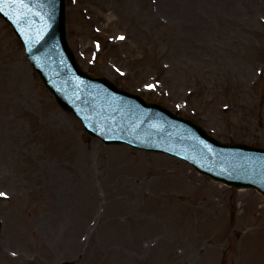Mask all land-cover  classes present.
I'll return each mask as SVG.
<instances>
[{
    "label": "rangeland",
    "instance_id": "rangeland-1",
    "mask_svg": "<svg viewBox=\"0 0 264 264\" xmlns=\"http://www.w3.org/2000/svg\"><path fill=\"white\" fill-rule=\"evenodd\" d=\"M66 1L84 69L264 147V0ZM0 192V264H264L261 193L89 135L1 15Z\"/></svg>",
    "mask_w": 264,
    "mask_h": 264
},
{
    "label": "water",
    "instance_id": "water-1",
    "mask_svg": "<svg viewBox=\"0 0 264 264\" xmlns=\"http://www.w3.org/2000/svg\"><path fill=\"white\" fill-rule=\"evenodd\" d=\"M0 11L16 26L17 34L28 47L30 58L35 62L36 67L42 70L41 76L47 86L55 93L59 104L82 118L85 128L92 135L103 137L107 143L131 142L136 146L149 149L170 150L195 161L201 172L216 180L226 181L235 187H255L264 193V149L238 145L240 149L235 153V156L238 168L243 170L240 171L242 175L239 176L233 171L229 177L228 174H225L226 169L222 164L226 161V152L221 150L215 153L211 144L213 142L207 138L211 142H205L207 143V150L215 157L209 163L203 164L206 156L201 154L200 159L193 157V147L190 148L191 155H188L184 152L186 151L184 148L147 145L138 138L141 136L139 128H135L128 134L123 132L109 116L103 113H100V116L96 115L90 108L89 96L84 95V87H82L81 81L105 89L109 98L100 97L105 101L103 107L106 109L111 108L110 100L117 103L118 107L127 105L138 116L141 107H143L145 110L158 113L159 116L170 121L171 126L177 127L178 130L183 129L187 132L192 128L198 133V136L203 134L199 127L189 121L179 119L167 110L147 103L136 95L122 92L104 79H98L81 72L66 41L64 0H0ZM29 38H32L34 42L31 39L32 43H29L27 40ZM155 110L159 111L156 112ZM170 135L173 136V133ZM213 144L218 147L217 144ZM230 167L233 168V165Z\"/></svg>",
    "mask_w": 264,
    "mask_h": 264
},
{
    "label": "snow or ice",
    "instance_id": "snow-or-ice-1",
    "mask_svg": "<svg viewBox=\"0 0 264 264\" xmlns=\"http://www.w3.org/2000/svg\"><path fill=\"white\" fill-rule=\"evenodd\" d=\"M118 39H124V37H118ZM149 87H151V86H149ZM6 196V194L5 193H3V192H0V197H5Z\"/></svg>",
    "mask_w": 264,
    "mask_h": 264
}]
</instances>
